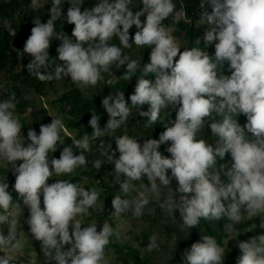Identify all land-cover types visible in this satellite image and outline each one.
<instances>
[{"label": "clouds", "instance_id": "9594fccd", "mask_svg": "<svg viewBox=\"0 0 264 264\" xmlns=\"http://www.w3.org/2000/svg\"><path fill=\"white\" fill-rule=\"evenodd\" d=\"M51 3L47 22L33 18L21 52V58L32 57L26 66L31 76L41 82L70 78L75 85L95 87L113 66L124 67L120 78L125 81L140 73L127 100L124 91L103 97L101 105L109 117L103 128L95 113L88 122L94 137L115 141V151L104 150L101 155L114 164L122 195L138 193L134 201L115 195L111 201L115 215L134 204L133 215L142 216L149 203L145 191L158 195L160 186L167 188L175 180L178 199L169 195L160 206L169 213L179 212L182 230L197 227L201 219L226 218L227 228L237 231L234 226L245 215L259 217L258 227L264 229V0H201V22L208 26L203 44L206 49L214 46L213 55L199 48L181 51L172 29L164 24L176 9L173 0H140L139 10L130 7L133 0H98L83 11L69 4L66 14L65 0ZM31 6L39 8V0H31ZM61 19L74 25L71 37L56 31L55 22ZM53 38L60 41L55 58L48 51ZM114 38L119 46L111 43ZM133 44L151 48L149 62L142 67L124 54ZM225 65L230 74H225ZM145 104L150 106L147 111L142 108ZM134 109L146 118L145 129L162 122V112L167 117L175 111V120L169 121L172 126L165 125L158 139L146 138L143 143L134 136L115 135ZM15 110V94L0 100V160L15 176L11 191L8 182H0V264H12L11 253L24 248L17 234L19 219L12 216L13 208L21 207L29 210L26 223L31 238L40 243L45 264H109L105 253L115 229L107 221L99 230L95 222L82 227L77 218L89 215L100 191L67 179L48 183L54 174H71L88 163V136L71 137V145H65L64 136L71 134L61 119L52 118L40 124L39 134L28 128L25 137ZM240 115L246 117L244 125L238 122ZM206 125L218 138L215 146L196 139ZM62 145L59 158L49 155ZM162 145H168L170 156L162 154ZM226 154L231 161L218 163ZM101 163L97 159L93 166L99 169ZM143 177L150 188L141 183L145 191H140L133 182ZM202 241L184 249L182 264H223L225 250L216 238L205 235ZM237 247L241 254L236 264H264V233L238 240ZM158 248L153 235L149 250Z\"/></svg>", "mask_w": 264, "mask_h": 264}, {"label": "trees", "instance_id": "16d2710c", "mask_svg": "<svg viewBox=\"0 0 264 264\" xmlns=\"http://www.w3.org/2000/svg\"><path fill=\"white\" fill-rule=\"evenodd\" d=\"M98 0H65V3H62L63 11L66 14L69 4L81 7L83 11L85 8L91 9ZM176 4V9L174 14L170 16L167 20L164 21V24L168 25L172 29V34L176 37L182 35L186 39V44L184 48H199L204 51H208L210 55L214 54V46L206 49L203 44L204 33L207 29L206 26H199L197 24L198 16L201 15L204 9H201L200 4L201 0H173ZM222 2V0H221ZM31 0H0V17L9 21L13 26H15V31L12 33L9 28L4 27L3 24H0V61L10 62L12 64L19 62V68L14 72L13 79L8 85L5 91V95H0V100L6 99L7 96L15 94V103L16 111H25L27 108V102L23 101L25 94L29 90H34L37 94L43 91L47 86L55 90L56 82L62 81L53 80V81H44L41 82L37 78L31 76L27 71V64L32 59L31 56L26 57L25 54L21 58L22 51L12 50L13 46H20L23 42H26L28 37L31 34V28L34 26L32 20L34 17L40 16L42 22H47L50 18L49 9L52 6L51 0H49L45 5H40L39 8H31ZM133 10H139L142 7L140 0H133V3L130 5ZM206 10L210 13L211 7L205 6ZM145 17H141L143 21ZM25 27L23 30L22 28ZM55 28L57 32H63L65 35L71 37L72 29L74 25L67 24L63 19L55 22ZM136 31L135 26L130 29V34L134 35ZM23 37L26 38L23 41ZM111 43H116L119 46L118 38H114ZM60 41L53 38L50 48L49 55L51 58L58 56L56 51L59 46ZM124 54L129 56L130 59H135L143 64L149 62V54L151 48L145 47L140 48L135 44L131 48L124 49ZM62 63V62H60ZM21 64L24 66L21 68ZM124 67L117 69L113 66L108 73H104V78L95 86V87H83V90L78 87H70L67 90L62 91L61 94L53 93L51 100L52 105L56 106L61 110V113L65 119L66 127L76 134V137L88 136L91 143V151L85 153L87 164L89 166L95 160H102V164L98 169V172L95 174V177L99 182L104 183L105 176L108 173V168L113 166V163L107 162L106 156L101 155L102 151H115L116 145L112 137L104 136L96 138L92 135V128L89 125V120L91 119L92 113L100 116V126L103 128L106 125L108 120V115L106 110L102 107L101 101L103 97L107 96L110 92L115 91H124L126 100L134 93V88L137 83L138 76L140 73H137V76H133L131 81H125L120 78L124 72ZM225 74H230L227 72V65H225ZM115 75V76H114ZM116 78L113 82L111 80ZM149 79H154L153 76L147 77ZM13 80H20L18 86ZM53 85V86H52ZM52 86V87H51ZM50 90V89H49ZM7 95V96H6ZM130 103V100H129ZM150 106L145 104L142 106L143 110L147 111ZM42 110V109H41ZM162 122H157L152 129H145L144 122L146 118L139 117L134 109L132 115H130L128 121L121 126L120 129H117L115 135L127 134L130 136L136 137L141 143L143 139L146 138H156L158 139L159 134L165 130V125L172 126L169 121L175 120V111L171 112L167 117L164 116L162 112ZM217 119H221L217 117ZM51 121L45 122V124L50 123ZM238 122L241 125L246 123V117L240 115L238 117ZM28 127L22 126V133L27 135ZM39 134V133H38ZM63 135V133H62ZM196 139H204L208 143L215 146L217 142V137H214L211 133L210 128L207 125L197 133ZM64 144L71 145V138L64 136ZM170 144V142H169ZM111 145V147H110ZM168 145H162L160 151L165 156H170L166 152V147ZM63 145L59 146L57 151L54 153H49V155L59 158L60 152L62 151ZM74 154H79L80 150L73 147ZM119 153L116 152V157L118 158ZM230 154H226V157L223 161H218V163L230 162ZM82 166L78 168L75 172L71 174H64L61 176H56L55 174L50 177L48 183H53L56 179H67L74 183L81 184L83 182V175L87 173V170ZM125 177L121 176L123 180ZM222 180L227 183L228 180L226 177L222 176ZM43 198L41 197V201ZM43 208V203H41ZM228 220L226 218L219 221L205 220L201 219L197 227L188 230L187 240H181V238H176V242L182 247V249L189 248L190 245L194 242H203L202 237L205 235L214 236L217 240V243L220 245L223 243V231ZM248 229V222L242 223L239 226V232L242 241L248 239L251 236V231H245ZM6 234V231H5ZM236 255V253H235ZM234 255V256H235ZM236 264V261L234 262Z\"/></svg>", "mask_w": 264, "mask_h": 264}, {"label": "rangeland", "instance_id": "374dc122", "mask_svg": "<svg viewBox=\"0 0 264 264\" xmlns=\"http://www.w3.org/2000/svg\"><path fill=\"white\" fill-rule=\"evenodd\" d=\"M39 3L40 5L46 6V0H39ZM0 24L9 28L12 33L15 31V26L2 17H0ZM197 24L199 26L207 25L201 22V15L198 16ZM22 29L24 30L25 27ZM25 40L26 38L23 37V41ZM176 42L180 48H183L186 44V39L182 35H179L176 37ZM24 44L25 42L20 46H13L12 50L23 51ZM25 56L29 57L30 55L25 54ZM18 68L19 62L12 64L10 62L1 63L0 61V95H5L6 88L11 83L14 72L18 70ZM115 79L116 78H113L111 82ZM15 82L16 86H18L20 80H16ZM70 87H78L83 90V87L73 84L70 78H65L62 79V81L56 82L55 90L47 86L43 89L45 92L39 94L34 90H29L23 98V101H26L28 104L26 110H15V114L19 118L22 126H27L28 128L32 127L39 133L41 123L45 124V122L51 121L52 118H59L66 127L61 110L52 105L49 98H52L53 93L61 94L62 91ZM7 98H9V96H7ZM66 129L68 133L71 134L70 136H66L67 138L76 137V134L67 127ZM23 135L25 137L27 136L26 134ZM81 137H83V135L76 138ZM93 164L94 162L84 167L87 173L83 175V182L80 185L89 189L96 188L100 191V197L95 207L89 210V215L79 216L77 218L82 220V227H86L88 224L95 222L99 230L102 224L107 221L115 229V233L111 238L112 242L107 247L105 253L109 264H182L181 254L184 250L178 242H176V238L187 240L188 230L181 229L180 225L182 224V220L178 211L169 213L165 208L160 206L169 195L178 199L179 194L175 192L178 186L177 182L172 180L167 188L160 186V192L157 195L150 191H145V189H140L141 183L147 188H150L147 177H143L141 181H134L133 183L136 185L137 189L145 191V198L148 199L149 203L144 206L143 215L140 217L133 215L134 204L129 210L117 216L115 215L111 201L115 195H122V193L120 185L115 182L113 175L114 164L111 168H108L104 183L99 182L95 177L98 169L95 168ZM170 174L169 170V175ZM0 182H8L10 191L11 186L15 183V176L11 171V166L3 160H0ZM12 194L15 203L16 194L15 192ZM122 198H128L134 201L138 198V193L134 191L127 197L122 195ZM12 216L13 218L19 219L17 234L24 244V248L21 251L11 253L12 264H45L44 257L40 253V243L31 238L29 226L26 223L29 210L26 207H21L19 209L13 208ZM245 222H248V229H251L252 233L251 236L264 233V229L258 227L260 223L259 217L254 218L245 215L241 223L234 226L237 231H230L227 228V225L230 223L228 221L223 231V243L220 244L225 250L224 256L222 257L223 264H234L237 257L241 254L237 247V241H242L239 226ZM153 235L157 237L159 248L149 250L150 237ZM2 254L3 253L0 252V255ZM53 264H55V262H53Z\"/></svg>", "mask_w": 264, "mask_h": 264}]
</instances>
